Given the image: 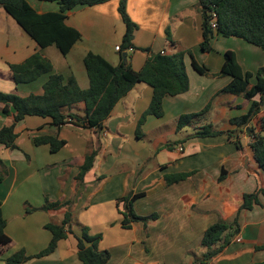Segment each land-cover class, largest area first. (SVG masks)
Returning <instances> with one entry per match:
<instances>
[{
	"label": "crops",
	"instance_id": "0c3cea01",
	"mask_svg": "<svg viewBox=\"0 0 264 264\" xmlns=\"http://www.w3.org/2000/svg\"><path fill=\"white\" fill-rule=\"evenodd\" d=\"M118 4L119 0H108L68 11L65 24L78 30L81 39L65 56L54 45L39 47L0 7V91L20 96L42 92L46 75L16 84L8 66L36 52L52 62L53 72L65 78L73 75L78 85V75L72 67L74 59L69 58L73 53L82 62L87 52H93L112 65L127 58L134 70H140L148 57L137 48H149L153 54L190 49L196 61L214 73L220 70L226 50L235 52L243 71L255 72L264 64V53L259 47L236 37L216 35L210 40L212 50L202 51L197 0H126V12L137 25L132 38L134 48L116 50L126 30ZM30 5L37 13L58 10L55 2L30 0ZM184 62L188 91L165 96L163 115H148L139 132L138 120L153 94L145 83H136L114 105L101 129L72 123L56 128L51 118L34 115L25 116L16 124L17 147L1 145L0 150V158L7 167L0 182L1 212L6 221L5 232L11 239L8 245L0 246V264H6L4 259L20 249L34 255L47 247L51 233L45 225L59 223L65 207L25 212L26 206L40 207L45 198L72 201V233L60 239L51 253L21 264H82L77 256L79 225L85 226L91 235H101L99 248L110 254L107 264H192L203 253L200 241L205 229L219 219L231 220L236 212L238 234L207 264L264 261V249H256L264 244V195H259V205L239 210L244 193L259 186L264 189V171L253 157L248 129L230 123L232 117L247 112L250 102L242 96L216 94L229 83V76L199 74L187 54ZM254 99L258 100V96ZM209 102L204 114L189 125L176 128L180 115L199 112ZM2 107L0 104V128L13 120V112L5 116ZM262 115L264 106L257 118ZM207 124L223 133L204 137L188 133L174 141L163 139L168 129L180 134L188 126L195 132ZM252 124L258 131L257 119ZM156 133L162 140L155 139L148 146ZM48 135L65 140V145L51 152L48 144L34 142L35 137ZM88 149H98V153L91 169L77 182L75 176ZM223 170L225 174L219 180ZM182 172L192 174L184 180L166 183L165 175ZM127 192L144 194L133 204L136 214L155 213L156 217L145 223L134 221L130 228H123L116 201ZM238 237L240 241H236Z\"/></svg>",
	"mask_w": 264,
	"mask_h": 264
},
{
	"label": "trees",
	"instance_id": "16d2710c",
	"mask_svg": "<svg viewBox=\"0 0 264 264\" xmlns=\"http://www.w3.org/2000/svg\"><path fill=\"white\" fill-rule=\"evenodd\" d=\"M55 2L57 11L37 13L30 5V0H0V7L13 18L16 23L28 34L36 44L45 48L54 45L62 55H67L72 46L81 39L78 30L65 24L66 13L80 6H92L108 0H37ZM197 6L201 15L202 41L200 49L208 52L212 50L210 40L216 35L223 37H236L259 47L264 53V0H197ZM118 12L126 25L122 37L120 50L133 49V32L137 25L129 18L126 12V0H119ZM170 39V32L166 30ZM171 44L173 42L171 41ZM148 54L146 61L140 70H134L127 58L117 65H112L103 56L93 52H87L83 59V66L88 78V86L80 88L73 75L65 78L61 74L53 72L52 62L40 52L30 55L20 63L8 64L12 80L16 83H29L40 76L47 78L42 84V92L20 96L16 92L0 91V104L3 105L2 113L7 116L13 112V120L10 124L0 128V145L15 149L17 134L15 127L25 116L34 115L51 118V123L56 128L72 123L84 128L101 129L103 122L110 115L114 105L124 97L136 83H145L152 88L153 94L149 106L138 120L137 131L144 123L148 115L161 117L163 115L162 101L165 96H175L185 93L189 89V79L186 72L184 57L187 54L191 66L201 75L208 77L229 76L231 80L216 94H232L242 96L250 104L246 113L232 117L230 123L239 128H247L251 141L253 157L258 166L264 171V115H258L264 106V64L255 72L243 71L232 50L223 53L224 61L218 72H210L209 69L199 64L190 49H181L174 53L156 52L151 54L149 48H137ZM258 96V100L254 97ZM211 101V100H210ZM78 103L83 106L84 115L79 116L70 112ZM209 102L202 110L196 113L182 114L179 116L176 128L179 130L189 125L196 117L204 114L210 107ZM257 119L259 130L255 131L252 122ZM223 133L212 129L210 124L196 128L193 137L215 136ZM36 144H48L51 152H57L66 143L56 136L35 137ZM236 146L241 149L238 140ZM98 149H88L84 156V162L79 167L75 176L77 182L83 180L88 172ZM7 174V167L0 158V182ZM192 172H182L165 175L167 184H172L186 179ZM225 171L219 176L223 178ZM264 195V189L259 186L251 193L242 195L241 209H252L259 205V195ZM143 193L127 192L116 201L119 213L122 215L121 226L130 228L134 221L146 222L156 217L155 213L140 216L134 211V202L143 197ZM65 207V212L59 223H47L45 228L51 233V239L43 250L34 255H27L20 249L4 259L6 264H21L32 258L42 257L54 251L60 239L66 238L72 233V201H49L45 198L40 207L26 206L25 212L36 210H50ZM6 221L1 212L0 201V246H6L11 239L5 232ZM80 226V234L77 236V256L82 264H107L110 254L107 250L99 248L100 234L91 235L87 228ZM238 212L231 220L219 219L203 232L200 246L203 253L192 264H207L216 254L221 252L226 245L238 234ZM256 249H264V244L256 246ZM264 264V261L255 263Z\"/></svg>",
	"mask_w": 264,
	"mask_h": 264
},
{
	"label": "rangeland",
	"instance_id": "374dc122",
	"mask_svg": "<svg viewBox=\"0 0 264 264\" xmlns=\"http://www.w3.org/2000/svg\"><path fill=\"white\" fill-rule=\"evenodd\" d=\"M8 18L12 22L13 19L11 17H9V16H8ZM258 52H261V51H258ZM71 57H72V59H74V61L72 62V67L74 69L75 74L78 75V80H79V85H80L79 87L84 89L88 85V78H87V75H86V72H85V68L83 66V62H81V60L79 58V55H76V54L73 53L72 55L69 56L70 59H71ZM78 58H79V60H78ZM72 111H73V113H76L79 116H83L84 115L83 106H82L81 103H78V104L74 105L72 107ZM176 125H177V123H176ZM193 131H194V129L191 126H188L186 128V131H183L180 134H176L175 132L170 131L168 129V130L165 131V133H164L165 137L163 139H169L171 141H174V140L178 139L181 136L187 137L188 133H192L193 134L194 133ZM156 135H157V137H155V134L152 135L150 141L147 142L148 146H151V144H154L156 142L155 139L160 138L159 140H162V136L158 137V133H156ZM2 148L3 147H1V145H0V150H2ZM0 156H1V154H0Z\"/></svg>",
	"mask_w": 264,
	"mask_h": 264
},
{
	"label": "built area",
	"instance_id": "2783aa9c",
	"mask_svg": "<svg viewBox=\"0 0 264 264\" xmlns=\"http://www.w3.org/2000/svg\"><path fill=\"white\" fill-rule=\"evenodd\" d=\"M116 48V50H119L120 48H119V46H116L115 47ZM161 53H163V52H161ZM180 148V147H179ZM181 150V149H180ZM236 241H240V238L238 237V238H236Z\"/></svg>",
	"mask_w": 264,
	"mask_h": 264
},
{
	"label": "water",
	"instance_id": "95a60500",
	"mask_svg": "<svg viewBox=\"0 0 264 264\" xmlns=\"http://www.w3.org/2000/svg\"><path fill=\"white\" fill-rule=\"evenodd\" d=\"M153 54V53H152ZM126 53H123V57H125Z\"/></svg>",
	"mask_w": 264,
	"mask_h": 264
}]
</instances>
